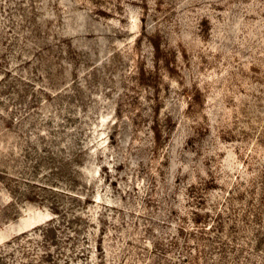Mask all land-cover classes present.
Here are the masks:
<instances>
[{
	"label": "rangeland",
	"instance_id": "374dc122",
	"mask_svg": "<svg viewBox=\"0 0 264 264\" xmlns=\"http://www.w3.org/2000/svg\"><path fill=\"white\" fill-rule=\"evenodd\" d=\"M0 264H264V0H0Z\"/></svg>",
	"mask_w": 264,
	"mask_h": 264
}]
</instances>
